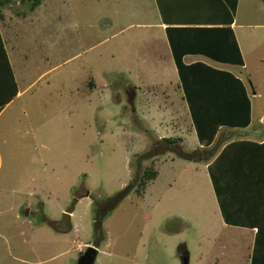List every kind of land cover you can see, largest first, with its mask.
<instances>
[{"label":"rangeland","instance_id":"1","mask_svg":"<svg viewBox=\"0 0 264 264\" xmlns=\"http://www.w3.org/2000/svg\"><path fill=\"white\" fill-rule=\"evenodd\" d=\"M29 6L0 7L2 45L21 91L0 112V264H77L88 245L98 248L94 264H182V244L188 264H247L258 255L251 231L231 217L252 184L249 151L231 141L210 167L164 152L166 136L181 135L187 152L206 145L163 31L142 25L156 20L152 0ZM235 16L247 68L229 69L247 79L249 100L260 93L250 104L255 128L264 119V28L254 26L264 24V0H238ZM149 166L157 175L139 195L136 181ZM249 223L262 229L264 217Z\"/></svg>","mask_w":264,"mask_h":264},{"label":"trees","instance_id":"2","mask_svg":"<svg viewBox=\"0 0 264 264\" xmlns=\"http://www.w3.org/2000/svg\"><path fill=\"white\" fill-rule=\"evenodd\" d=\"M8 1L0 0V7ZM40 2L41 0H30V9H34ZM207 4L209 6L208 19L214 21L213 24L216 22L222 24L221 27L166 28L181 82L180 85L190 110L193 125H195L196 134L200 138V144L206 146L201 150L195 149L187 152L179 144L180 137L163 138V141L167 143L164 152L171 151L179 157L193 161L203 160L204 162L211 160L216 153L217 144L220 143L218 137H222L226 133H234L233 130L222 129V135L220 134L215 138L220 126L246 127L250 123V100L245 94L243 82L239 78L229 72L215 70L202 62L185 64L182 61V56L187 53H200L219 61L242 64L239 47L230 28L237 0H207ZM199 6L200 0H196L194 7L199 8ZM2 42L0 34V111L18 92L17 82ZM214 139H217L216 142ZM231 144H234V141ZM244 145L247 146L248 142H244ZM153 149L154 156L160 154L161 151H158L157 148ZM156 175L157 170L151 166L142 170L135 186L139 195H141L146 183L155 178ZM99 215L98 219L101 220L104 213ZM94 228L95 231L99 229L97 218ZM183 250L186 251L184 244H182L180 252ZM262 264H264L263 257Z\"/></svg>","mask_w":264,"mask_h":264},{"label":"crops","instance_id":"3","mask_svg":"<svg viewBox=\"0 0 264 264\" xmlns=\"http://www.w3.org/2000/svg\"><path fill=\"white\" fill-rule=\"evenodd\" d=\"M195 2L196 0H152V9H153V12L155 13L156 20L152 22L143 21L142 23L143 26L157 27L161 31H163V34L165 36V43L169 47V49L166 47V49L169 52H167L165 56L168 57V55H170V57H172L173 62L175 63L176 69H177L176 62H175L174 55L171 50L170 42L168 39V33L166 31L167 27H184V26H189V27L190 26L192 27L194 26L196 27L219 26L221 27L222 26V24L217 23V22L216 24H213L212 22L214 21L212 20L210 21L208 19L207 13H208L209 6L207 4V0H205L204 2L200 0L199 8L194 7ZM186 3L188 5H185ZM236 10H237V5H236ZM236 10L233 13V21L230 24V28L232 29L235 40L238 44L240 55L242 57V64L219 61V60L213 59L211 57H208L200 53L199 54L187 53L183 55L182 56L183 63L191 64L194 62H202L215 70L229 72L233 74L236 78H239L241 81H243V79L247 81V79L242 76V73L240 71H234V70L229 69V68H241V69L247 68L245 66L246 63H245V59L242 53V43H240L237 37V29H239L238 26H240L241 24H238L236 22V16H235ZM242 26L243 25H241V27ZM254 26L264 28V24H254ZM182 39L185 40V38H182ZM182 39H180V41H182ZM254 68L257 69L256 66ZM179 83H181L180 79H179ZM180 89L182 92L181 97L185 98L181 85H180ZM19 93H21V91H18L17 94L11 100H13ZM258 95H260V93H258L257 91L251 92L249 96L250 104H252V100L256 98ZM11 100L8 101L3 106V108L9 102H11ZM185 100H184V103H185ZM186 111L189 114V111L187 110V108H186ZM251 112H252V107H251ZM252 114L253 113H251L250 115ZM189 120L191 123L192 121L191 116ZM261 120L264 121L262 114H260L259 117H257V121H256L257 125H255V128L252 127L253 119H250V123L246 127H229L225 125L220 126L219 130L228 129V130H233L234 133H229V134L226 133L224 136H222L220 138L221 139L220 143L217 144L218 151L215 154V156L212 157L213 159L208 162H204L205 167H210L211 164H213L215 159L218 157V153L221 150L225 149L226 144L231 141L232 142L234 141L236 143V147H238L239 149L249 150V153H248L249 170L245 174V176L249 177V179L252 180V184L248 183L246 191L243 192L242 194L239 191L235 192V193L241 194L240 202L236 206V208H234L235 215L233 214V216H231L233 218V224L235 227L238 226L245 230L251 231L252 233V236L250 238L251 248L253 250H259L257 251L258 255H254V256H252L251 254L249 255L250 257L248 259L247 264H262L261 255H264V253L261 254L260 252V250L262 249L261 245L264 246V227L262 229L260 228L258 229L259 227L258 225L249 223V220L251 218L264 217V191H262V188L264 189V185L261 188L255 187V185L258 184L259 182H261V184H264V131H260L258 129L262 125L260 124L262 122ZM235 129H239V130H235ZM194 132H196V130H194ZM159 134H160L158 135L159 138L164 137L163 135H168V134H165L163 131L160 132ZM178 137H182V136L180 135ZM244 142H248V145L245 146ZM199 146L201 147L202 144L199 143ZM240 154L243 155L244 152H241ZM236 166L238 167V169H240V166L236 163L233 165V168L237 170ZM248 194H249V198H245V196ZM246 200H248V203H246ZM68 218L70 217L68 216ZM70 221L71 220H69L68 226L72 227V224ZM53 229L56 232H64V229L58 226H54Z\"/></svg>","mask_w":264,"mask_h":264},{"label":"water","instance_id":"4","mask_svg":"<svg viewBox=\"0 0 264 264\" xmlns=\"http://www.w3.org/2000/svg\"><path fill=\"white\" fill-rule=\"evenodd\" d=\"M98 248L94 245H88L86 249L80 254L77 260V264H94ZM182 264H188L189 253L186 250L181 254Z\"/></svg>","mask_w":264,"mask_h":264},{"label":"flooded vegetation","instance_id":"5","mask_svg":"<svg viewBox=\"0 0 264 264\" xmlns=\"http://www.w3.org/2000/svg\"><path fill=\"white\" fill-rule=\"evenodd\" d=\"M184 252H185V250H183V251L179 252V254L181 255V253H184Z\"/></svg>","mask_w":264,"mask_h":264}]
</instances>
